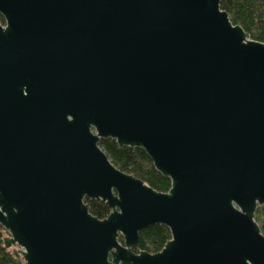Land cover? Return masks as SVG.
I'll list each match as a JSON object with an SVG mask.
<instances>
[{"label":"water","instance_id":"obj_1","mask_svg":"<svg viewBox=\"0 0 264 264\" xmlns=\"http://www.w3.org/2000/svg\"><path fill=\"white\" fill-rule=\"evenodd\" d=\"M221 1L0 0V225L25 264H264V43Z\"/></svg>","mask_w":264,"mask_h":264},{"label":"trees","instance_id":"obj_2","mask_svg":"<svg viewBox=\"0 0 264 264\" xmlns=\"http://www.w3.org/2000/svg\"><path fill=\"white\" fill-rule=\"evenodd\" d=\"M220 8L227 11L230 20L240 25L249 37L264 43V0H223ZM0 20L3 21L0 15ZM99 146L110 161L120 170L133 174L157 191L166 192L170 188V178L158 172L151 158L141 147L119 146L115 139L100 138ZM88 209L99 219L106 217L110 208L95 200L85 198ZM255 221L264 234V204L258 205ZM7 232L0 225V264H25L17 248L4 245ZM170 239V231L163 224L151 225L139 231V245L134 252L155 253ZM119 240L122 242V238Z\"/></svg>","mask_w":264,"mask_h":264},{"label":"rangeland","instance_id":"obj_3","mask_svg":"<svg viewBox=\"0 0 264 264\" xmlns=\"http://www.w3.org/2000/svg\"><path fill=\"white\" fill-rule=\"evenodd\" d=\"M14 247V246H13ZM14 248H17V247H14Z\"/></svg>","mask_w":264,"mask_h":264}]
</instances>
